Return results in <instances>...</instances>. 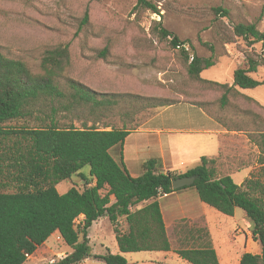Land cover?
Here are the masks:
<instances>
[{"label":"trees","instance_id":"obj_1","mask_svg":"<svg viewBox=\"0 0 264 264\" xmlns=\"http://www.w3.org/2000/svg\"><path fill=\"white\" fill-rule=\"evenodd\" d=\"M137 3L158 11L151 0ZM88 18L86 13L84 21ZM157 32L178 49L191 78L224 89L222 108L229 105L232 92L254 100L240 90L264 84V79L251 75L261 65L253 56L235 69L231 86L205 80L201 74L216 64L214 57L199 56L192 45L186 47L160 22ZM234 35L249 44L264 43V31L257 23H237ZM109 51L105 47L98 56L106 58ZM71 67L68 43L46 50L36 68L0 49V264L26 263L55 233L73 251L46 264H80L91 256L105 264H130L124 253L170 251L159 198L189 187L174 189L172 183L187 176L196 177L191 187L205 204L229 216L237 208L245 211L252 237L260 241L262 251L243 253L239 264H264V157L242 184L232 174L220 172L219 158L208 156L185 172H164L161 158L152 157L143 163L142 174L133 176L125 163L124 144L138 128L137 115L149 110L147 117L152 118L178 102L133 92H99L71 77ZM116 114L120 126L112 122ZM258 145L264 151V130ZM74 177H80L85 187L74 185L60 193L57 186ZM103 216L113 225L119 252L93 255L89 229ZM175 251L191 264H221L210 241Z\"/></svg>","mask_w":264,"mask_h":264},{"label":"rangeland","instance_id":"obj_2","mask_svg":"<svg viewBox=\"0 0 264 264\" xmlns=\"http://www.w3.org/2000/svg\"><path fill=\"white\" fill-rule=\"evenodd\" d=\"M151 1L157 12L139 5L137 0H0V49L29 61L36 68L46 50L68 43L72 55L70 76L94 90L170 97L186 103L177 104L171 111L175 113L185 111L188 105L203 109L223 129L220 172L232 174L235 182L242 184L260 167L264 157L258 145L264 130V109L260 106H264V84L240 90L254 100L232 92L229 105L222 108L220 98L224 89L191 78L183 56L171 47L169 39L158 35L157 25L160 22L176 34L186 42V47L192 45L199 56L214 57L216 64L201 74L203 79L231 85L235 69L244 66L248 56H253L261 65L251 75L262 80L264 43H247L234 35V26L239 22L257 23L259 30L264 31V0ZM219 8L228 13L217 11ZM86 13L88 22L84 21ZM105 47H109V54L101 58L99 51ZM148 111L137 115L136 127L149 125ZM115 116L112 122L120 126V116ZM160 123L159 117L150 126ZM98 126L102 128L103 124ZM136 139H143V134H133L125 145L130 173L134 170L131 152L135 149L131 141ZM144 139L150 141L154 136L147 134ZM161 139L167 166L171 168L163 166L164 172H185L197 166L201 156L218 153L217 134L172 132ZM159 145L160 141L145 153L155 156ZM74 185L85 187L80 177H74L72 181L61 182L57 189L65 193ZM101 192L105 194L107 190ZM166 196L160 197V203L172 250L124 253L130 264H191L175 250L208 241L217 250L221 264H239L245 252L261 253L262 245L253 239L250 221L241 208L236 209L234 216L223 214L202 202L191 186ZM82 219L83 216L79 217L77 222ZM89 238L93 255L119 251L108 216L94 222ZM72 251L60 234L55 233L24 264L54 262ZM80 264L105 263L91 256Z\"/></svg>","mask_w":264,"mask_h":264},{"label":"crops","instance_id":"obj_3","mask_svg":"<svg viewBox=\"0 0 264 264\" xmlns=\"http://www.w3.org/2000/svg\"><path fill=\"white\" fill-rule=\"evenodd\" d=\"M232 85V84H231ZM230 85V86H231ZM180 104H186V103H177ZM173 105L168 108L162 109L156 114L154 117L151 118V120L148 121V126L146 127H138L136 130L132 131L129 136L127 137L125 144H124V152H125V145L128 141L129 137L133 136V134H143V139H136L135 141H131V145L135 146V149H132L131 152V162L133 161L134 170H131V174L133 176H139L143 172V163L152 157H159L161 158L162 164L165 168H168L167 166V155L164 148H162L161 145H163V141H161V137H163L166 133H172V132H195V133H212L217 134L219 137V148L218 153L216 156H208V157H215L219 158L222 153V144H223V136H221V132H223V129L218 128L216 126L215 119L209 117L205 111L197 106L193 107L192 105H188L186 107L185 111L182 110L181 112L176 111L171 112L172 110H175V108L178 107V105ZM190 108H192V111H190ZM169 114V116L167 115ZM161 118V123L157 124L158 126H150V123L152 120H156V118ZM198 121V122H197ZM201 121V122H200ZM200 122V124H199ZM215 125V126H214ZM229 132V131H226ZM234 132H237L234 130ZM147 134H151L154 136L153 140H146L144 139V136ZM160 138V139H159ZM160 141L159 150L156 152L157 154L155 156H149L145 153L147 149L158 146V143ZM145 154V156H144ZM207 156V155H203ZM202 157V156H201ZM200 157V159H201ZM124 159L126 163V156L124 153ZM127 165V163H126ZM128 168V165H127ZM170 168V167H169ZM129 169V168H128ZM171 169V168H170ZM130 171V170H129ZM247 176V175H246ZM245 176V177H246ZM244 177V178H245ZM241 184V183H239ZM167 195L166 197H168ZM162 198V197H161ZM159 198V201L160 199ZM161 205V203H160ZM140 207V206H139ZM162 209V207H161ZM162 213L164 216V212L162 209ZM165 220V216H164ZM119 252V251H118Z\"/></svg>","mask_w":264,"mask_h":264},{"label":"water","instance_id":"obj_4","mask_svg":"<svg viewBox=\"0 0 264 264\" xmlns=\"http://www.w3.org/2000/svg\"><path fill=\"white\" fill-rule=\"evenodd\" d=\"M195 176L180 177L173 180V188L178 189L185 186H191L195 182Z\"/></svg>","mask_w":264,"mask_h":264},{"label":"built area","instance_id":"obj_5","mask_svg":"<svg viewBox=\"0 0 264 264\" xmlns=\"http://www.w3.org/2000/svg\"><path fill=\"white\" fill-rule=\"evenodd\" d=\"M165 195H167V194H165Z\"/></svg>","mask_w":264,"mask_h":264}]
</instances>
